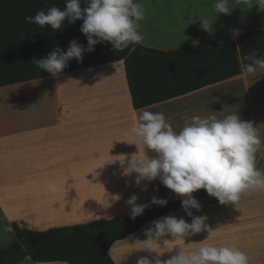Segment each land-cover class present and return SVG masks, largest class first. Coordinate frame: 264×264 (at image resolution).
I'll use <instances>...</instances> for the list:
<instances>
[{"label":"crops","instance_id":"0c3cea01","mask_svg":"<svg viewBox=\"0 0 264 264\" xmlns=\"http://www.w3.org/2000/svg\"><path fill=\"white\" fill-rule=\"evenodd\" d=\"M135 2L145 10L139 22L143 35L140 45L149 49L168 51L231 37L230 29H239L240 34L259 29H244L232 14H217L213 8L216 0ZM199 18L213 23V33L202 29ZM0 97L1 230L15 235L14 225L45 232L112 220L130 212L127 201L133 194L138 204L147 205L145 210L155 206L153 196L179 197L162 195L175 193L159 179L137 186L135 173L123 175L120 159L148 152L138 142L129 144L132 141L125 135L139 124L141 109L133 108L124 61L0 87ZM143 109L162 112L177 131L195 115L223 118L238 113L257 129L262 143L256 167L264 170V69L257 67L251 74L244 71ZM50 185H55V192ZM145 185L147 190L142 191ZM192 195L209 194L200 189ZM191 211L195 216H207L206 224L213 230L210 236L207 231L184 238L166 235L155 245L157 254L141 250L147 239L143 230L149 222L111 245L113 264H136L142 256L151 259L159 255L166 260L204 243L235 246L247 254L249 264H264V189H250L234 204L214 201ZM168 215L191 223L182 208L164 216ZM18 264L68 263L34 262L27 257Z\"/></svg>","mask_w":264,"mask_h":264},{"label":"clouds","instance_id":"9594fccd","mask_svg":"<svg viewBox=\"0 0 264 264\" xmlns=\"http://www.w3.org/2000/svg\"><path fill=\"white\" fill-rule=\"evenodd\" d=\"M242 2L251 4L252 0ZM254 6L264 13V0H255ZM213 8L217 14L231 15L232 12L229 0H216ZM144 16L143 6L135 0H85V6L81 0H65L63 9L52 6L46 12L41 10L34 16L25 17V21L60 30L65 21L74 24L82 20L80 31L87 39V47L73 39L66 51L56 47L45 58H34L32 63L55 76L68 66L70 60L81 62L84 53L94 51L97 44L110 43L113 50L140 44L143 35L139 31V22ZM199 20L203 30L213 33V23L207 18ZM229 31L233 37L240 34L239 29ZM244 59L250 61L243 66L247 73H254L257 67L264 69V57H258L255 52H250ZM138 120L139 124L128 129L125 135L132 141L129 144L137 145L138 142L152 155L139 151L120 159L123 175L135 173L137 186L159 179L182 198L181 207L191 217V223L175 215L152 221L143 230L147 239L141 250L159 254L155 245L166 235L184 238L207 231L210 236L213 230L206 224L207 216H195L191 211L201 209V204L192 195L200 189L221 204H234L250 189H264V170L256 167V153L262 141L253 122L242 120L238 113L223 118L214 114L195 115L186 119L179 131L167 122L162 112L141 109ZM49 187L56 191L55 185ZM146 190L147 185L142 188V191ZM137 200L133 194L127 201L133 219L147 207L138 204ZM151 203L166 206L168 200L153 196ZM136 264H249V257L235 246L204 243L193 251H178L166 260L160 259L159 255L151 259L138 257Z\"/></svg>","mask_w":264,"mask_h":264},{"label":"trees","instance_id":"16d2710c","mask_svg":"<svg viewBox=\"0 0 264 264\" xmlns=\"http://www.w3.org/2000/svg\"><path fill=\"white\" fill-rule=\"evenodd\" d=\"M85 6V0H81ZM61 9L65 0H0V87L52 76L32 63L56 47L67 50L73 39L87 47L80 31L82 20L64 22L60 30L27 23L25 17ZM250 52L264 57V28L168 51L130 44L113 50L100 43L85 52L81 62L72 59L59 74L124 61L125 77L135 110L163 103L244 72ZM166 206L155 205L135 219L130 212L112 220H99L72 227L34 232L14 225L15 241L0 250V264L34 262L68 264H113L109 248L169 212L181 209V197L166 198Z\"/></svg>","mask_w":264,"mask_h":264},{"label":"rangeland","instance_id":"374dc122","mask_svg":"<svg viewBox=\"0 0 264 264\" xmlns=\"http://www.w3.org/2000/svg\"><path fill=\"white\" fill-rule=\"evenodd\" d=\"M198 2H205L206 0H197ZM191 3V2H190ZM213 4V3H212ZM255 5V0H252L251 4L244 3L242 0H229V6L232 8L231 14L237 18L236 21L239 26H245L244 29H262L264 28V13L258 11V6ZM206 7L203 6V9ZM225 15V14H223ZM2 98L0 97V100ZM260 169V168H258ZM261 170V169H260ZM165 196H177V194H166L162 193ZM168 198V197H166ZM13 241H15V235L9 233L7 230H1L0 226V250L9 246Z\"/></svg>","mask_w":264,"mask_h":264},{"label":"water","instance_id":"95a60500","mask_svg":"<svg viewBox=\"0 0 264 264\" xmlns=\"http://www.w3.org/2000/svg\"><path fill=\"white\" fill-rule=\"evenodd\" d=\"M195 198L199 201L200 204H205V203L218 201L217 198H215L213 196H210V195L195 196Z\"/></svg>","mask_w":264,"mask_h":264}]
</instances>
